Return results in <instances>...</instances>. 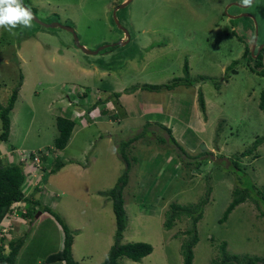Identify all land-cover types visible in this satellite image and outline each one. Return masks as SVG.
Returning a JSON list of instances; mask_svg holds the SVG:
<instances>
[{"label": "rangeland", "instance_id": "obj_1", "mask_svg": "<svg viewBox=\"0 0 264 264\" xmlns=\"http://www.w3.org/2000/svg\"><path fill=\"white\" fill-rule=\"evenodd\" d=\"M124 1L23 0L41 22L72 27L79 44L89 50L126 39L115 18L129 38L125 44L86 54L75 45L72 33L59 26L45 27L32 20L30 27L18 25L12 32L0 28V103L10 95L19 73L23 75L10 114L11 120L18 115L21 131L7 142L16 148L49 150L56 133V115L72 117L73 101L82 99V89L91 98L101 95L105 101L118 89L135 86L133 100L142 101L144 96L155 95L150 93L154 91H144V84L185 77L183 67L187 63L189 76L208 78L193 85L179 84L170 92L160 90L155 96L174 97L173 102L182 105L181 116L200 114L206 131L187 130L179 143L187 151L184 154L167 140L163 130L145 128L139 136L144 138L127 151L132 167L123 189L127 225L122 242H147L153 251L140 261L121 257L119 263L182 264L180 245L190 237L184 232L191 228V218L181 216L171 222V227H165L164 223L171 220L166 214L168 204L195 203L207 196L208 187V201L196 223L199 239L193 247V264H209L219 257L222 241L228 254L264 257V142L257 148L258 157L235 159L257 136L264 135V111L258 107L264 77L251 71L248 57H243L245 47L251 54L255 42L251 55L255 57L261 49L264 65V0H251L248 6L242 0H131L116 10L114 18L113 10ZM234 60L239 61L234 66L237 73L227 78L225 69ZM199 90L206 103L205 113L198 104ZM133 105L141 109L137 103ZM104 108L99 106L91 115L87 111L88 128L67 145L69 156L65 158L75 155L80 165L46 173L40 189H24L41 205L34 207L22 201L16 207L18 213L24 205L35 208L34 213L30 218L16 217L18 222L13 220L9 236L0 239L7 254L8 240L27 230L14 264H43L47 253L62 246L61 227L54 216L42 214L39 206L43 205L56 212L70 229L80 228L73 251L80 263H100L114 243L112 202L100 192L115 185L125 163L111 147L105 148L114 151L110 158L96 152L101 145L97 130L107 127L92 120L102 117ZM131 117L121 119L128 128L118 134L119 143L143 128L138 115ZM153 139L162 143L154 147ZM84 144H89L86 150ZM187 161L192 162L191 167ZM194 162H199L198 168L193 167ZM171 170L175 175L167 181ZM235 186L248 189L250 197L219 223Z\"/></svg>", "mask_w": 264, "mask_h": 264}, {"label": "trees", "instance_id": "obj_2", "mask_svg": "<svg viewBox=\"0 0 264 264\" xmlns=\"http://www.w3.org/2000/svg\"><path fill=\"white\" fill-rule=\"evenodd\" d=\"M33 12V11H32ZM243 57H248V66L251 71H255L257 74L264 77V65L262 63L261 52L257 54L256 57H253L250 54L248 47H245ZM258 60L254 64H250V61ZM238 60L232 61L226 69L227 78L230 74L237 73V70L234 66L238 64ZM184 76L182 78H174L168 83L163 84H144L143 89L147 91L158 92L160 90L166 89L171 90L179 84L183 85H193L194 83L199 82L200 80H205L208 76L199 75L195 78L189 76V66L185 63L184 67ZM21 72V71H20ZM226 78V79H227ZM23 81V75L19 73L18 81L15 83V86L11 89L10 95L6 98L5 102L0 103V143L6 142L9 136L10 128V114L14 108V104L18 97V92L21 88ZM172 81H174L172 83ZM135 86H132L130 89L126 90L127 92L135 91ZM85 95V93H84ZM110 99L106 98L105 101H102L101 98L94 105H104L107 100H111L114 105L115 112L117 111L121 116L125 114L121 104L119 103L120 93L113 92L111 93ZM198 104L200 110L203 113L206 112V104L203 98V93L198 91ZM258 107L260 110L264 111V88L259 95ZM107 109V108H105ZM108 110V109H107ZM104 111V109H103ZM114 113V111H112ZM55 127L56 135L53 138L52 145L49 146V152L51 154L52 162L49 161V157H43L46 162L49 163L50 167L49 173H54L59 171L67 163L74 162L70 158H61L57 151H62L68 144L71 133L75 127V121L69 117L57 116L55 118ZM169 134V140L177 146L180 151L184 154L186 152L183 148L174 140V138ZM139 136H143V133H139L133 136V138L123 141L117 144V153L120 158H122L125 163V167L118 177L115 185L110 188L108 191L100 192L105 194L112 202L113 214L115 217V233H114V243L110 246L107 255L105 258L98 264H120L119 258L126 257L132 261H140L143 257L149 255L153 251V247L150 243L147 242H122L123 232L127 225V213L124 207V198H123V189L128 182V172L131 167V163L128 159V149L131 144L139 139ZM264 142V135L257 136L253 143L246 147L243 151L236 154V160H240L242 157L251 155L253 158L258 157L257 148L260 144ZM48 150V149H47ZM235 163V162H234ZM186 164L191 167L192 162L187 161ZM201 164V163H200ZM194 168L199 167V162H194ZM25 172L23 167L17 163H8L6 161L0 162V221L3 215L11 210V207L14 203H21L22 201L30 202L34 207L41 205L38 200H35L31 194H27L24 189L28 183L25 182ZM25 182V184H24ZM40 189L39 187H34L33 190ZM210 187L207 188L206 197L200 198L197 202L192 204H178V203H169L167 208V213L170 216L169 221L164 223V226L169 228L171 227V222L174 220L180 219L181 216H186L191 218V228H188L186 232L190 237L184 240L180 245V252L182 256V264H193V247L198 242V234L196 229V223L202 218L204 207L208 201V193H210ZM250 191L246 188H241L240 186H235L231 192V201L226 206L222 216L219 218L218 222L223 223L227 220L228 215L231 211L240 203L245 202L247 198L250 197ZM41 207L42 214L48 213L54 216V218L59 223L62 230V246L60 250L55 252L47 253L46 258L44 259L43 264H82L79 261L75 260L72 253V243L75 230H72L64 223L60 216L51 210L47 205L39 206ZM24 212L19 211V216L22 218H30L34 213L35 208L23 206ZM31 220V219H30ZM176 222V221H175ZM10 233V232H8ZM28 236L27 230L20 232L18 238L13 240H8L9 242V252L4 254L3 246L0 245V264H14L17 259L19 252L24 245L25 238ZM6 240V235L4 236ZM3 239V238H1ZM219 257L214 258L210 261L209 264H264V257L260 256H250V255H238V254H228L226 252V242L222 241L219 245Z\"/></svg>", "mask_w": 264, "mask_h": 264}, {"label": "crops", "instance_id": "obj_3", "mask_svg": "<svg viewBox=\"0 0 264 264\" xmlns=\"http://www.w3.org/2000/svg\"><path fill=\"white\" fill-rule=\"evenodd\" d=\"M120 39H122V37ZM88 67H84V68H86L85 70H87ZM85 70H82V73H84V75H87V73L84 72ZM118 91L120 93L118 100H119V103L121 104L125 114H123L121 116L117 111L114 113L113 112L111 113V112H109V110L104 108L103 116L102 117H95V119L92 120L93 124L99 123L102 126L104 125L105 127H107L106 129L101 130L99 128V130H97L96 136L100 139V142H101L99 149L96 151L98 154L99 153L100 154H106V157H108V158L115 155L114 151L117 152V144L119 143L118 142L119 139L117 136L125 128H128L125 121L130 117V115H132L131 118H133L136 115H138L139 118H141V124L143 125V128H140L138 130V131H140L139 133H141V131L145 128L149 129V128L154 127V130H157L156 128L163 130V132L166 134V136H168L167 133H170L175 138V140L178 141L179 143H182V141L185 139V134H186L188 129L197 131L199 133H204L206 131V126L204 124L205 123L204 120L199 118L200 114H199V116L192 114L191 117L183 116V115L181 116L182 105H180L178 101L173 102L174 97H170V96L166 95L167 97L165 96V98L157 99L158 96H155V95L161 94V92H150L149 91L150 93H154L155 95L144 96V99L142 101L139 100V101L135 102V100H133V95H134L133 93H135V91L124 92V89H118ZM144 91H147V90H144ZM170 91H173V90H168V92H170ZM83 99L85 100L86 97ZM83 99L80 101L76 100V101H79L76 105H78L82 109H87L88 106H89L90 110H92L94 108L99 109V106L94 105L93 99L91 97H90V99H87V100H89V101H87L88 104ZM76 101H73V102H76ZM135 103H137L139 105V107L141 106V109H139V110L134 109L133 104H135ZM76 105L74 106L73 110H71L72 115L75 118L74 119L75 127L71 133V136H70V139H69V142L67 145H69V143L72 140H77L78 135L83 133V131L85 129H87L88 125L90 124L89 120H85L86 122H84V119L78 120L75 117L77 111L80 109V108L78 109V107H76ZM14 109L15 108H13V110L11 112H13ZM90 112H92V111H90ZM93 112H95V111H93ZM57 116H59V115H56V117ZM69 118H71V117H69ZM193 118H195L196 121L193 122L192 121ZM121 119H123L125 121L123 123H121ZM19 121L20 120L18 118V115H16V117L12 120L10 118V128H9L8 138L12 137L14 134H17V133L20 134L21 124L19 123ZM54 123H55V120H54ZM55 135H56V133H55ZM155 139H153V141H152V142H156V143H154V144H156L154 147L158 146V143H162L161 140H158V139L155 140ZM6 142H4L3 144L0 143V147H3V148H7L8 146L15 147L12 144L8 143L9 141L7 142L8 144ZM90 142H93V141H90ZM104 142H108L109 144L105 145V144H103ZM112 142H114V144H112ZM89 144H84L85 150L88 148ZM106 146L113 148L114 151L112 150L111 152H109V151L105 150ZM134 146H135V144L133 143V145L130 148H132ZM67 147L68 146H66L62 151H57V153L61 156V158L62 157L65 158V156H69V155H67L68 154L67 153ZM148 147L151 148L152 145L148 146ZM40 148H42V147H40ZM148 152H150V149L148 150ZM94 157L96 158L97 155H95ZM67 158L73 159L74 162L67 163L66 164L67 166L65 165L61 169H63V168L70 169V168H73V167L80 165V163L77 162V158H75V155H74V157H67ZM67 158H65V159H67ZM166 162H169V158H167ZM133 163H136V160H133ZM131 167H130V169H131ZM174 168H172V169H174ZM130 169L128 172V178H129ZM172 175H175V170L169 171V174L167 176V181H170L173 179L174 176H172ZM157 182L158 181L155 180V184ZM16 222H18V220H16L15 223ZM21 230L22 229L19 228L18 232H20ZM72 230H75L74 237H73V243H72V253H73V251H74V239H75V236L79 234V233L77 234L76 232H77V230H80V228H76V229H72ZM60 249H61V247L58 250H60Z\"/></svg>", "mask_w": 264, "mask_h": 264}, {"label": "built area", "instance_id": "obj_4", "mask_svg": "<svg viewBox=\"0 0 264 264\" xmlns=\"http://www.w3.org/2000/svg\"><path fill=\"white\" fill-rule=\"evenodd\" d=\"M43 157H52L49 150H26L20 148H5L0 151V162L6 161L8 163L20 164L25 172V182L28 183L26 187H41L43 176L49 172V161L46 162ZM24 182V184H25ZM20 203H14L11 210L5 213L0 221V239L8 234L13 228V220L19 217L16 209ZM24 212V209L21 210ZM15 223V222H14Z\"/></svg>", "mask_w": 264, "mask_h": 264}, {"label": "clouds", "instance_id": "obj_5", "mask_svg": "<svg viewBox=\"0 0 264 264\" xmlns=\"http://www.w3.org/2000/svg\"><path fill=\"white\" fill-rule=\"evenodd\" d=\"M242 3L245 5V6H248V5H250L251 4V0H242ZM32 19H33V14H32V12H31V10L28 8V7H26V6H24L23 5V0H0V28H5V29H7L9 32H12V30L14 29V28H16L18 25H22V26H24V27H30L31 26V21H32ZM14 34V33H13ZM126 38V37H125ZM256 47V46H255ZM255 50V49H254ZM261 50V49H260ZM260 50H259V52H260ZM258 52V53H259ZM254 53H255V51H253V53H251L252 55H254ZM257 56V55H256ZM255 56V57H256ZM82 89V88H81ZM126 90H128V89H124V92H127ZM172 90V89H171ZM81 92H84L85 93V95H84V93L82 94V99L83 98H85L86 97V103H87V101H89V100H87V99H90V97L87 95L88 93H86L85 92V90L84 89H82L81 90ZM119 93V92H118ZM80 94V93H79ZM112 95L110 94V95H108V96H106L105 97V99L106 98H108V97H111ZM101 98V95H98V97H96L95 99H93V103L95 104L99 99ZM81 99V100H82ZM110 99V98H109ZM68 102H69V105H71L72 104V102L68 99ZM79 101H76V102H73V103H75V105L78 103ZM88 104V103H87ZM97 106H104L105 108H107L108 110H109V112H111L112 113V111H114L115 112V110H114V105H113V103L111 102V100H107L105 103H104V105H97ZM76 107H78V111H77V113H76V118L78 119V120H82V119H84V122H86L85 120H88L87 119V116H86V112L88 111V112H90V111H97L98 110V108L96 109V108H94V109H92V110H90L89 109V106H88V108L87 109H82L81 107H79L78 105H76ZM91 107V106H90ZM92 112H90L89 114L91 115V113ZM82 118H81V117ZM73 120L75 119L74 118V116L72 115V117H71ZM83 123V122H82ZM168 134V133H167ZM171 135V134H170ZM172 136V135H171ZM168 141H170L169 140V134H168ZM173 137V136H172ZM142 138H144V137H141V138H139L138 140H136V141H134L133 143L135 144L137 141L138 142H140L139 140H141ZM174 138V137H173ZM174 140H175V138H174ZM178 144H179V142L178 141H176ZM2 144L4 143V141L3 142H1ZM133 143L131 144V146L133 145ZM130 146V147H131ZM176 146V145H175ZM129 147V149H133L134 147H132V148H130ZM177 147V146H176ZM7 148H16V147H12V146H8ZM183 148V147H182ZM3 149H5V148H3V147H0V151L1 150H3ZM20 149H24V148H20ZM40 149H47V148H40ZM40 149H36V150H40ZM128 149V150H129ZM27 150V149H26ZM183 150L185 151V152H187L184 148H183ZM187 154V153H186ZM129 179V178H128ZM128 183V182H127ZM127 185V184H126ZM12 230V229H11ZM7 236H9V233L6 235V237ZM60 264V263H59ZM61 264H63V263H61Z\"/></svg>", "mask_w": 264, "mask_h": 264}, {"label": "water", "instance_id": "obj_6", "mask_svg": "<svg viewBox=\"0 0 264 264\" xmlns=\"http://www.w3.org/2000/svg\"><path fill=\"white\" fill-rule=\"evenodd\" d=\"M131 0H126V1H124V2H122V4H120L119 6H117L114 10H113V16H114V18H115V12H116V10L117 9H119V8H122V7H124L127 3H129ZM25 6V5H24ZM27 7V6H26ZM32 12V11H31ZM32 14H33V19L32 20H34L35 22H37V23H39L40 25H43V26H45V27H55V26H59V27H62V28H64V29H66V30H68V31H70L71 33H72V35H73V39H74V43H75V45L81 50V51H83L84 53H86V54H96V53H98L100 50H102V49H104V48H107V47H111V46H114V45H116V44H125V43H127L128 42V32H127V30H125V28H123L121 25H119V22H118V20H117V18H115V22L118 24V26H119V28L122 30V31H124V35H125V37H126V39L124 40V41H119V42H117V43H110V44H103V45H101V46H99L97 49H95V50H89V49H87V48H85L83 45H81V44H79V41H78V38H77V34L75 33V30L72 28V27H70V26H66V25H61V24H59L58 22H52V23H43V22H41L38 18H37V16H35V14L32 12ZM255 46H256V44H255V42L252 44V48H251V53H253V51H254V49H255ZM259 52V51H258Z\"/></svg>", "mask_w": 264, "mask_h": 264}]
</instances>
